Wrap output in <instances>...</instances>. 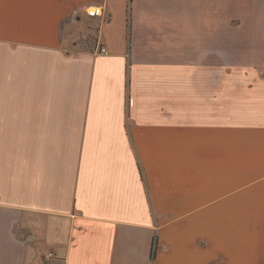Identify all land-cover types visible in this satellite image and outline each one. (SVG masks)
<instances>
[{
    "label": "crops",
    "instance_id": "crops-1",
    "mask_svg": "<svg viewBox=\"0 0 264 264\" xmlns=\"http://www.w3.org/2000/svg\"><path fill=\"white\" fill-rule=\"evenodd\" d=\"M193 6L0 0V264H264L263 66Z\"/></svg>",
    "mask_w": 264,
    "mask_h": 264
},
{
    "label": "rangeland",
    "instance_id": "rangeland-1",
    "mask_svg": "<svg viewBox=\"0 0 264 264\" xmlns=\"http://www.w3.org/2000/svg\"><path fill=\"white\" fill-rule=\"evenodd\" d=\"M185 13H175L174 20L185 24L187 42L192 33L199 30L198 9L194 0H185ZM217 14L218 49L221 59L250 60L264 73V0H215ZM181 11V9H179ZM172 11V9H171ZM197 12V13H196ZM179 16V17H178ZM173 20L171 19L170 22ZM98 43L96 32L87 30L67 43L68 49L95 47Z\"/></svg>",
    "mask_w": 264,
    "mask_h": 264
},
{
    "label": "built area",
    "instance_id": "built-area-1",
    "mask_svg": "<svg viewBox=\"0 0 264 264\" xmlns=\"http://www.w3.org/2000/svg\"><path fill=\"white\" fill-rule=\"evenodd\" d=\"M86 13L89 16H102L103 15V9L100 6H89L86 8ZM101 52H105V48H100ZM53 253L48 252L47 257H52Z\"/></svg>",
    "mask_w": 264,
    "mask_h": 264
}]
</instances>
